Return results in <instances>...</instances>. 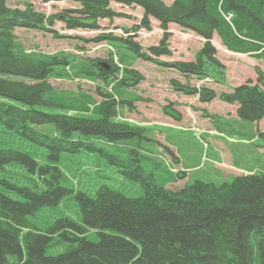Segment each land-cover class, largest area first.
I'll return each mask as SVG.
<instances>
[{
    "label": "trees",
    "instance_id": "1",
    "mask_svg": "<svg viewBox=\"0 0 264 264\" xmlns=\"http://www.w3.org/2000/svg\"><path fill=\"white\" fill-rule=\"evenodd\" d=\"M75 1L80 7L66 10L63 15L66 29L97 30L99 21L125 16L115 11L111 3L140 7L143 16L131 28L132 32L141 28L150 30V18L158 21L164 32L159 44L149 48V54L141 51L132 35L122 38L100 34L93 40L120 41L135 57L174 68L185 77L202 80L222 76L217 51L211 44L214 33L230 50L264 53V0H174L171 5L162 0ZM59 17L55 14L47 18L31 3H26L23 9H12L7 0H0V133L46 148L45 160L52 167L44 171V176L48 174L53 179L49 191L37 189L36 185L33 188L8 182L5 185L26 205L55 207L67 193L59 187L62 174L57 166L61 159L98 153L119 168L125 178L139 182L144 195L130 198L105 186L99 187L96 199L77 194L81 222L99 238L91 242L84 236L85 230L70 218L59 219L45 233H39L28 215L3 206L0 191V264H14L10 256L16 257V264H254L255 261L264 264V173L235 176L231 182L219 185L195 180L172 191L165 188L166 182L156 184L153 171L157 169L156 162L149 165L153 169L147 172L148 164L143 160H151L137 149L110 152L108 146L142 138L143 130L116 120L118 102L107 91L99 90L100 102L83 93L66 97L57 94L49 80L64 76L68 59L27 54L16 41L17 28L55 33L46 25L52 26L53 18ZM169 24L204 39L194 62L158 60L160 56L171 55ZM95 62L90 61L91 70L76 74L105 85L117 80L119 89L135 86L142 80L137 71L127 67L117 79L118 69L112 62L108 72ZM257 73L256 83L247 80L231 93L220 95L224 102L238 106L240 120L250 123L264 119V75ZM172 85L175 91L199 95L202 102L216 97L214 91L205 87L196 89L175 80ZM119 103L132 105L129 100ZM91 112L98 117L84 116ZM260 137L264 139V133ZM8 163L5 153L0 152V167ZM55 235L69 244L61 254L46 256L45 250Z\"/></svg>",
    "mask_w": 264,
    "mask_h": 264
},
{
    "label": "rangeland",
    "instance_id": "2",
    "mask_svg": "<svg viewBox=\"0 0 264 264\" xmlns=\"http://www.w3.org/2000/svg\"><path fill=\"white\" fill-rule=\"evenodd\" d=\"M162 1L171 5L174 0ZM26 3H31L35 10L47 18L55 14L61 16L53 18L52 26L46 25L55 33L23 28L14 31L16 41L27 54L68 59L64 76L49 80L55 92L63 97L83 93L100 102L99 90L107 91L118 102L116 120L143 130L142 138L113 143L107 147L110 152L137 149L141 155L151 160H143V163L148 164L147 172L153 169L149 165L156 162L157 169H153L156 184L166 182L165 188L172 191L184 188L195 180L217 185L231 182L235 177L234 172L264 173V139L260 137L264 133V119L257 123L240 120L236 112L238 106L228 104L220 98L221 94L231 93L247 80L256 83L258 71L264 75V53L235 52L223 46L219 36L214 33L211 44L217 51L216 58L223 74L220 78H215L218 81L210 78L199 80L195 76L185 77L174 68L135 57L120 41L93 40L100 34L122 38L132 35L133 42L138 44L141 51L149 54V48L159 44L164 32L159 28V22L153 18H150V30L141 28L132 32L131 28L138 25L143 16V10L138 6L111 3L115 11L124 13L125 16L111 21L101 20L99 29L88 31L66 29L63 15L66 10L80 7L75 0H7V5L12 9H23ZM226 19H229L228 16ZM167 32L170 34L168 45L171 55L160 56L158 60L166 63L194 62L204 39L176 24H169ZM91 60L112 62L118 69L117 79L122 77L124 68L127 67L137 71L142 80L135 86L119 89L117 80L105 85L100 80L77 75L78 71L92 69L89 64ZM174 80L196 89H210L216 93V97L202 102L197 94L175 91L172 85ZM120 100H129L132 102L131 107L126 103H119ZM84 116L98 117L96 112ZM0 152L5 153L9 161L0 167L3 206L9 211L28 215L29 222L42 234L59 219L70 218L85 230L87 240L97 242L99 238L95 231L81 222L80 206L75 196L82 193L96 199L100 186L130 198H142L144 195L139 182L125 178L119 172L120 169L110 164L105 157L98 153H81L63 157L57 166L62 174L59 187L67 193L55 207L26 205L5 182L20 187L33 188L36 185L39 187L37 189L51 190L53 187L49 183L53 179L48 174L44 176V171L52 167L45 160L47 149L17 136L0 133ZM68 244L55 235L46 248L45 255L61 254ZM22 253L23 256L26 255L23 244ZM9 259L12 263H17L16 257L10 256ZM254 264L258 263L255 261Z\"/></svg>",
    "mask_w": 264,
    "mask_h": 264
},
{
    "label": "water",
    "instance_id": "3",
    "mask_svg": "<svg viewBox=\"0 0 264 264\" xmlns=\"http://www.w3.org/2000/svg\"><path fill=\"white\" fill-rule=\"evenodd\" d=\"M95 65L98 68L105 70L106 72H108L111 69V65L107 61H96Z\"/></svg>",
    "mask_w": 264,
    "mask_h": 264
},
{
    "label": "crops",
    "instance_id": "4",
    "mask_svg": "<svg viewBox=\"0 0 264 264\" xmlns=\"http://www.w3.org/2000/svg\"><path fill=\"white\" fill-rule=\"evenodd\" d=\"M237 110V109H236ZM217 166H220V165H217ZM216 167V166H215ZM221 167H223V168H225L224 166H221ZM228 168V167H227ZM229 169H231V168H229ZM235 173V176H239V175H242L241 173H236V172H234ZM244 174H246V173H244Z\"/></svg>",
    "mask_w": 264,
    "mask_h": 264
},
{
    "label": "built area",
    "instance_id": "5",
    "mask_svg": "<svg viewBox=\"0 0 264 264\" xmlns=\"http://www.w3.org/2000/svg\"><path fill=\"white\" fill-rule=\"evenodd\" d=\"M228 18H230V17H228Z\"/></svg>",
    "mask_w": 264,
    "mask_h": 264
}]
</instances>
